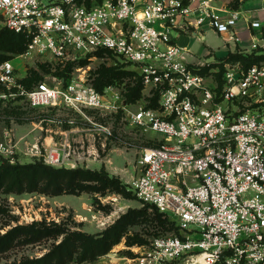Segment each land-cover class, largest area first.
I'll return each mask as SVG.
<instances>
[{"label":"built area","instance_id":"obj_1","mask_svg":"<svg viewBox=\"0 0 264 264\" xmlns=\"http://www.w3.org/2000/svg\"><path fill=\"white\" fill-rule=\"evenodd\" d=\"M243 14L219 9L213 0H0V31L24 34L27 55L68 62L109 53L159 92L157 108L133 110L119 104L113 86L102 93L81 70L27 88L13 60L0 64V100L25 98L45 110L41 128L54 121L52 111L90 119L92 110L106 115L124 109L133 124L161 137L163 143L142 152L131 187L143 205L173 219L180 234L130 248L134 256L122 257L129 264H264V62L245 68L225 61L220 85L208 74L216 73L218 58L177 42L206 25L239 40L232 32ZM250 26L261 32L252 35L251 48L258 50L264 27L259 21ZM64 122L77 127L72 119ZM97 127L105 138L112 135L110 127ZM71 143L44 152L40 144L20 148L6 131L0 163L15 164L23 153L65 166L80 150Z\"/></svg>","mask_w":264,"mask_h":264},{"label":"rangeland","instance_id":"obj_2","mask_svg":"<svg viewBox=\"0 0 264 264\" xmlns=\"http://www.w3.org/2000/svg\"><path fill=\"white\" fill-rule=\"evenodd\" d=\"M200 47L199 45L194 49L198 50ZM26 52H8L5 55L13 60L19 80L24 84L26 80L31 81L29 85L25 84L27 88L46 77L70 78L81 70L80 73L87 82L100 92L105 93L109 86H113L121 96L120 105L133 110L140 107L154 108L156 105L155 92L139 86V74L135 73L138 71L134 66L112 54L101 52L91 59L79 58L61 62L49 55H27ZM227 56L217 59L218 65L214 69L216 73L208 71L218 81L224 69L223 63L237 61L225 60ZM205 58L209 59L211 55ZM44 115L45 110L34 107L25 98L18 101L0 100V140L4 138L6 131H11L15 140L20 142V148L40 144L44 152L50 146L45 143V137L51 133V129H69L70 136L68 134L67 139L55 143L65 145L70 141L73 146L80 147L78 153L71 157L72 161L77 160L64 164L65 166L52 167L105 171L107 180L81 182L90 188L76 194L56 195L55 187L50 182L53 178L26 172L16 173L0 167L3 177L0 179V237L18 226L42 223L67 231L54 238L47 237L31 242L23 241L22 236L12 247L0 252V264L43 257L58 246L67 237V233L99 236L117 224H125L126 231L121 241L107 255L90 261L84 260L78 251L72 259L65 258L66 264H129L122 257L134 256L130 248L146 247L160 236L180 234L173 219L155 208L143 205L131 187L132 181L139 174L138 161L142 152L163 143L160 136L133 124L124 109L119 113L106 115L92 110L89 111L90 119L72 110L52 111L49 115L54 121H44L41 130L40 122L45 119ZM70 119L76 122L75 129L64 122ZM98 125L110 127L112 135L105 138L100 134ZM90 158L92 161L87 160ZM40 162L43 161L39 157L31 158L19 153L16 163L9 164ZM160 219L166 222L164 228L158 223Z\"/></svg>","mask_w":264,"mask_h":264},{"label":"trees","instance_id":"obj_3","mask_svg":"<svg viewBox=\"0 0 264 264\" xmlns=\"http://www.w3.org/2000/svg\"><path fill=\"white\" fill-rule=\"evenodd\" d=\"M231 2L233 9L237 10L240 3ZM29 40L24 34L15 33L8 29L0 31V64L7 60H11L5 53H22L27 51ZM4 52V53H3ZM223 60V59H222ZM225 60L240 61L245 68L252 65L264 62V54L253 52L251 54L243 53H230ZM207 70V69H206ZM224 71V69H223ZM136 74H139L135 72ZM222 75L220 76V85L222 84ZM66 78V77H65ZM139 86L142 87L141 76L138 75ZM67 79V78H66ZM31 81L26 80L25 84L29 85ZM97 89V88H96ZM100 91L99 89H97ZM135 93L134 88L132 89ZM132 94V96H133ZM130 95V97H132ZM159 92H155V107H158ZM154 107V108H155ZM0 167L13 172H26L31 175L37 176L40 174L42 177L53 178L50 180L51 184L55 187V194L62 193L76 194L90 188L81 182L98 181L104 182L107 180L105 171H91V170H69V169H56L44 162L26 165H11L8 162L0 163ZM3 174L5 170L2 171ZM0 174V179H2ZM45 189V188H44ZM48 189V188H46ZM159 225L164 228L166 222L162 219L159 220ZM126 231L125 224H117L106 233L99 236H93L85 233H67V237L58 245L55 246L48 254L40 258L30 259L26 258L18 263L7 264H66L65 258L72 259L73 256L79 251L84 260L94 261L102 256L107 255L116 244L121 241L124 232ZM67 231L58 226H51L42 224H33L30 226H18L9 231L6 235L0 237V252L9 249L13 246L18 238H23L25 242L39 241L43 238H54Z\"/></svg>","mask_w":264,"mask_h":264},{"label":"crops","instance_id":"obj_4","mask_svg":"<svg viewBox=\"0 0 264 264\" xmlns=\"http://www.w3.org/2000/svg\"><path fill=\"white\" fill-rule=\"evenodd\" d=\"M214 5L219 9H233L231 2L235 0H213ZM240 7L238 9L244 12L242 18L238 21L236 28H234L232 35L239 40H232L230 34H220L209 25L204 26L203 29L196 31L193 30L190 34H184L177 38V42L182 46L192 50L196 55L205 57L208 54L212 58H221L229 55L230 53H245L251 54L257 52L258 54H264V48L262 45L264 41L260 42L258 50H253L252 35H259L261 32L257 31L250 26L251 21H259L264 27V0H238ZM201 46L198 50L194 48ZM42 130L43 128L40 127ZM71 130L61 129L56 127L51 129V133L45 137V143L47 145H53L55 142L67 139L68 134L70 136ZM92 161L91 158L87 159Z\"/></svg>","mask_w":264,"mask_h":264},{"label":"bare ground","instance_id":"obj_5","mask_svg":"<svg viewBox=\"0 0 264 264\" xmlns=\"http://www.w3.org/2000/svg\"><path fill=\"white\" fill-rule=\"evenodd\" d=\"M198 262L202 263V259L199 258V259H198Z\"/></svg>","mask_w":264,"mask_h":264}]
</instances>
